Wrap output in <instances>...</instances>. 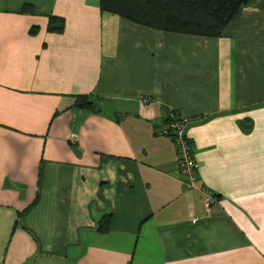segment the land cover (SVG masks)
Segmentation results:
<instances>
[{"label":"crops","instance_id":"crops-1","mask_svg":"<svg viewBox=\"0 0 264 264\" xmlns=\"http://www.w3.org/2000/svg\"><path fill=\"white\" fill-rule=\"evenodd\" d=\"M0 264H264V0L212 38L98 0H0Z\"/></svg>","mask_w":264,"mask_h":264},{"label":"trees","instance_id":"trees-1","mask_svg":"<svg viewBox=\"0 0 264 264\" xmlns=\"http://www.w3.org/2000/svg\"><path fill=\"white\" fill-rule=\"evenodd\" d=\"M248 0H98L101 12L119 16L131 23L155 31L184 34L199 37H218L223 27L231 21L240 6ZM21 11L31 12L28 4ZM47 30L60 32L62 20L47 16ZM96 101V100H95ZM75 107L94 112L96 104L86 96L74 98ZM181 122L174 116L165 119L167 135L170 136L169 125ZM109 218L102 217L97 222V231L106 232Z\"/></svg>","mask_w":264,"mask_h":264},{"label":"built area","instance_id":"built-area-1","mask_svg":"<svg viewBox=\"0 0 264 264\" xmlns=\"http://www.w3.org/2000/svg\"><path fill=\"white\" fill-rule=\"evenodd\" d=\"M169 130L170 137L176 148L177 172L183 178L186 188H192L195 180L196 164L192 157L191 147L184 136L182 123L173 122L169 125ZM199 194L204 210L208 211L210 205L215 202V198L203 187L199 189ZM191 223H194V220H191Z\"/></svg>","mask_w":264,"mask_h":264}]
</instances>
